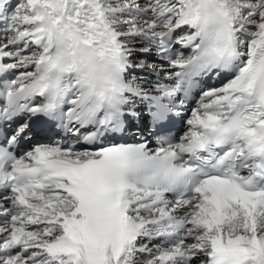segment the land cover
Returning <instances> with one entry per match:
<instances>
[{"label":"snow or ice","instance_id":"6c2138e0","mask_svg":"<svg viewBox=\"0 0 264 264\" xmlns=\"http://www.w3.org/2000/svg\"><path fill=\"white\" fill-rule=\"evenodd\" d=\"M0 264H264V0H0Z\"/></svg>","mask_w":264,"mask_h":264}]
</instances>
